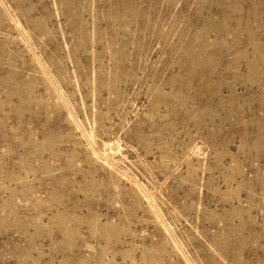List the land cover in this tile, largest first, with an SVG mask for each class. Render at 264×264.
<instances>
[{
  "label": "rangeland",
  "instance_id": "374dc122",
  "mask_svg": "<svg viewBox=\"0 0 264 264\" xmlns=\"http://www.w3.org/2000/svg\"><path fill=\"white\" fill-rule=\"evenodd\" d=\"M0 264H264V0H0Z\"/></svg>",
  "mask_w": 264,
  "mask_h": 264
}]
</instances>
